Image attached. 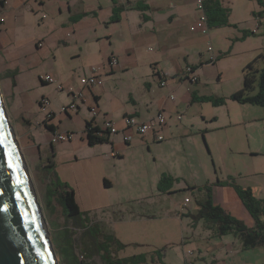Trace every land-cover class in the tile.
<instances>
[{"label":"rangeland","instance_id":"rangeland-1","mask_svg":"<svg viewBox=\"0 0 264 264\" xmlns=\"http://www.w3.org/2000/svg\"><path fill=\"white\" fill-rule=\"evenodd\" d=\"M41 1L9 4L21 2L15 23H8L11 29L0 33V43L9 41L7 52L0 51V93L57 264H105L98 248L119 251L108 235L126 244L117 255L150 256L162 249L159 264H264V246L246 249L235 233L214 236L204 219L192 225L205 186L218 180L252 187L255 197L264 199V110L231 99L243 87L244 66L263 51L248 59L259 47L253 42L262 37L260 30L255 31L259 11L254 15L247 1L232 0L231 25L210 27L202 35L191 30V9L197 0H161V6L175 4L168 9L175 13V21H164L158 9L155 28L148 23V29L140 27L137 10L111 23L110 0ZM74 1L78 2L71 13L67 3ZM94 8L96 15L69 22L71 14ZM5 17L0 4V21ZM43 39L41 49L37 43ZM112 53L119 64L95 91L102 94L97 117L108 110L116 120L133 110L130 93L150 101L146 82L156 86L155 69L166 73L162 74L170 85L187 64L197 65L199 81H184L197 90L199 99L174 115L166 106V123L168 128L172 125V132L164 131V140L139 143L135 137L113 153L109 142L91 146L82 140L85 117L93 118L87 103L78 101L79 112H61V106L72 101L68 87L77 93L84 88L81 78L90 67L108 70ZM48 74L54 76V83L42 82ZM59 84L65 90L60 91ZM84 89L90 98V89ZM165 94L168 99L172 93ZM209 97L224 102L215 105ZM43 98L50 100L46 107L40 104ZM52 110L56 115L48 119ZM51 121L56 122V131L72 133V140L53 144V132L46 126ZM163 176L171 181L161 191ZM104 179L112 185L106 187ZM48 190L56 195L74 190L82 203L79 219L90 229L95 246L75 217H65L55 197L48 203ZM187 197L191 202L183 206ZM236 212L240 220L248 221Z\"/></svg>","mask_w":264,"mask_h":264},{"label":"crops","instance_id":"crops-1","mask_svg":"<svg viewBox=\"0 0 264 264\" xmlns=\"http://www.w3.org/2000/svg\"><path fill=\"white\" fill-rule=\"evenodd\" d=\"M1 1L2 0H0V2ZM110 1L112 3V6L110 8V20H109L111 23L120 22V21H122L123 15L127 14L128 11L137 10L140 12V16L142 17L141 18L142 23L140 24V27L145 28L146 24L151 23L153 25V28H155L154 27V24L156 22L155 16L157 14L156 10H158V9H160V11L162 13L161 15L164 17V21H168L170 23L175 21V19H174L175 13L168 10L171 8V6H175V4H173V3H171V6H168V5L161 6L159 4L161 2V0H158L157 2H156V0H154V1H151V0H110ZM198 1L199 0H197L196 4H194V8L191 9L192 17H193V19H192L193 24L191 25V30L193 32H200L195 27L196 21L198 20L200 14H201V11L198 8ZM203 1H206V0H203ZM246 1L248 2V8L251 7V12L254 13V15L257 13V11H259L258 13L263 11L264 7L261 5L259 0H245V2ZM10 2H11V0H8L7 5L5 4V6H3L4 7V13L7 17H5L3 21H0V33L2 31H9L11 29V26L8 23H11L13 21V23H12V25H13L16 21V18H17V14H18L17 8L21 2L20 3L17 2V3H15V5L13 7H9ZM41 2L45 3V0H42ZM71 2H72V0H71ZM71 2H68L67 4H68L69 11L72 13V7H74L78 1H74L72 5H71ZM219 2H220L222 7H224V8L229 7L233 11L232 0H219ZM195 10L197 12H195ZM115 11L119 15V20L111 21V18L113 16V14L115 13ZM96 12L97 11L94 8V10H91V11H86V12H82V13H78V14H71L69 17V22L77 23L80 21L79 19L81 17L92 15V14L96 15ZM229 18H231V13H230ZM256 27H257L255 29V31H257L256 33H258L260 30L262 37L256 38L255 41L253 42L254 44H256V46L259 45V47H256L255 49L252 50V52L250 53V57L248 59H251V57H253V55L257 54L259 51L264 49V16H262L260 18H256ZM145 29H148V28H145ZM202 35H204V34H202ZM43 43H45V39H43L42 41L39 40L37 45L38 46L40 45V48L42 49L44 46V45H42ZM8 46H9V41H4L3 43H0V51H4L6 49L5 52H7ZM112 56H115V55H113V53H112L108 57V64H107L108 70L101 72L102 82L104 81L103 77L105 75L110 76L109 74H112L115 71V67L119 64V62H118V64L115 65L113 68L110 67L109 59ZM159 63H160L159 61L155 62V64H157V66ZM187 66H197V65L196 64H187ZM109 67H110V69H109ZM121 67L124 68V65H122ZM8 69H9V71H11L10 68H8ZM14 69H18V68H14ZM185 69L186 68L183 69L182 74H177L180 76L178 77V79H173L174 81L170 85L169 84L167 85V82H166L165 86L167 88L160 85L161 80L166 81V77L164 76V74H166V73L163 70L155 69L154 79L156 81V86H154L150 81L146 82L147 88H148L149 92L152 94L150 101L145 102L144 100H142L140 95L136 96L135 94L130 93L129 94V101L134 103L133 110L131 112H125L123 117L126 114H134L140 120H148V119L155 117L156 116L155 114L158 113L161 108H163L164 113H165L166 106H167L168 110L171 111L170 112L171 115H174V113H178L179 111L183 110L184 106L187 105L188 103L190 104V103H193L194 101H196V100H193V96L195 95L196 97H199L197 94V90H194L193 88H191L190 85L186 81H184L185 79H187L184 75ZM162 73H164V74H162ZM102 82L100 85H102ZM71 88L75 91V88L70 86L67 89V94H69V89H71ZM84 88L79 87L78 89H79V91L83 90L85 92V95H87L86 94L87 89H84ZM166 91H168L169 93H172V94H173V92L176 93L178 95V99L176 98L174 103H172V102L168 103L169 102L168 99L170 97H169V95H167L169 98L167 97L168 99H166V94H165ZM89 93H90V98L89 97H88V99L85 98V101H83L84 105L87 103L86 106L90 109V107L93 104H96L100 107V109H102V106H101L102 94L100 92L95 91V88L92 90L90 89ZM71 99L73 100L72 96H71ZM154 105H155V107H154ZM81 109L82 108L79 105V108L77 111L79 112ZM52 112L54 113V115H56L54 110H52ZM103 114H105V115H103ZM103 114H101V117L95 118L97 125L102 126L106 120H113L117 124L118 127H120V128L124 127L123 117L120 120H116L113 117L112 113H110L108 110H104ZM178 119H179V117H178ZM85 120L90 121V120H94V118H92L91 116H86ZM48 124L54 127V130H51L53 133L58 129V126H57L55 121H51ZM165 131L167 133L172 132V125L170 124L169 128L167 125L165 128ZM67 132H69V131H67ZM105 136L110 137L109 143L112 145V148H113L112 152L118 151L119 149L126 148L129 144H131V143H126L124 141L122 134H113L110 136V134L107 133V135H105ZM85 137H86V133H83L82 134V140L87 143ZM136 138H138L137 141L139 143H149L150 141L153 142V141L157 140L153 133H150L144 137L136 136ZM106 181L108 182V184H106ZM104 185L106 187H110L112 184L108 180L104 179ZM211 188L213 190L214 201L216 204H219L220 206H222L226 212L232 214L235 217L239 216L236 212V211H239V213L243 214L247 218L248 221L245 222L247 224V226H249V227L254 226L253 218L251 217V215L249 214V212L245 208L243 202L241 201V199L239 198L237 192L235 191V189L233 187H231L230 185L227 186V185H223V184H219V183L215 182V184H213L211 186ZM76 199H77L79 207L81 208L82 207L81 201L79 200V198L77 196H76ZM190 202H191V200H190ZM183 206H185V205H183ZM197 212H198V210H197ZM196 214L192 215V217L194 219L193 220L194 222L192 225L194 227L197 226V223H196L197 219L194 217ZM180 220L182 221V219H180ZM77 225H79L78 227H82V228L84 227L80 221L77 223ZM207 228L210 229V227L208 225H207ZM211 229L213 230L212 234L214 236L219 235L217 233L216 228L212 227ZM83 233H85V230ZM116 240H118V239L116 238ZM118 241H120V240H118ZM122 244H124V247L119 248V251H117V252H121L126 248V244L125 243H122ZM157 250H161V255L163 257L162 249H155L153 251V254L150 256H147L145 253H140L141 255H145L146 259H147L146 263H141V264H159L162 257H159L155 253V251H157ZM116 253L114 254L113 252H111L112 257L119 258V259H127L129 257L134 256V255H140V254H134V255H130V256H123V255H117ZM100 256H101V254H100Z\"/></svg>","mask_w":264,"mask_h":264},{"label":"trees","instance_id":"trees-1","mask_svg":"<svg viewBox=\"0 0 264 264\" xmlns=\"http://www.w3.org/2000/svg\"><path fill=\"white\" fill-rule=\"evenodd\" d=\"M259 2L264 7V0H259ZM0 3L1 6H5L6 4L5 0H2ZM204 10L208 16L209 28L215 26L231 25L229 20L230 9L222 7L219 0L204 1ZM257 15L260 17L264 16V9ZM117 20H119V15L115 11L111 18V21ZM193 67L197 69V66ZM198 99L199 97H196L195 95L193 96V100ZM208 99L212 100L215 105L224 102V99L221 97H209ZM231 99L240 103L258 105L264 110V49L260 54H258L244 66L243 87L240 90L234 92L231 95ZM53 117L54 113L52 112L51 118ZM46 126L50 130H54V127L49 125L47 122ZM85 133V139L87 141V144L91 146L110 141L109 136L101 137L96 134V128L92 127L91 120L86 121ZM170 181L171 177L163 176V178H161L159 182L158 188L161 191H164L167 187H169ZM216 183L223 185L227 184L235 189L245 208L253 218L254 226H247L245 222L226 212L224 208L219 204H216L214 201L213 190L211 186H205L206 193L201 200L197 201L198 212L194 217L197 220L204 219L206 224L210 228L214 227L217 229V233L219 235L235 233L236 235L240 236L243 243V247L246 249L254 248L257 246H264V219L262 218L264 215V199L256 198L254 195V189L252 187H242L234 181H227L222 183L218 180ZM106 184H108L107 181ZM47 192L49 199L48 203H51L52 199L55 197L62 206L63 213L67 219L75 217V223H78L79 221L81 222V220L79 219L81 215V209L76 200L74 190H65L57 195L55 193L50 192V190H48ZM83 228H85V238L93 241L90 229L86 228L85 226ZM107 240L114 241L115 243H117L118 248L124 247V244L116 240V238L112 235H108ZM93 244L95 246L96 242L93 241ZM106 246H108V243L107 245L104 244V248ZM100 250L101 249L98 248L97 252L101 253V258L105 262V264H141L146 263L147 261L146 256L141 254L134 255L127 259H119L112 257L111 249L105 248L104 252H101ZM155 253L159 257H162L161 250H157L155 251Z\"/></svg>","mask_w":264,"mask_h":264},{"label":"water","instance_id":"water-1","mask_svg":"<svg viewBox=\"0 0 264 264\" xmlns=\"http://www.w3.org/2000/svg\"><path fill=\"white\" fill-rule=\"evenodd\" d=\"M19 150L0 93V264H57Z\"/></svg>","mask_w":264,"mask_h":264},{"label":"built area","instance_id":"built-area-1","mask_svg":"<svg viewBox=\"0 0 264 264\" xmlns=\"http://www.w3.org/2000/svg\"><path fill=\"white\" fill-rule=\"evenodd\" d=\"M198 8L201 11V14L196 21V29L199 30L202 34L206 35L208 34V16L205 13L204 10V1L199 0L198 1ZM2 21L4 18L1 19ZM211 49V47L209 48ZM119 62L118 58L116 56H112L109 59V65L111 68H113L115 65H117ZM184 75L186 78L190 79L192 82H197L199 80L197 69H195L193 66H187ZM42 81L46 83H54L55 78L54 76L48 74L45 77L41 78ZM102 82L101 80V69L99 67L93 66L90 67L88 72L81 78V83L84 87L88 89H94L96 86L100 85ZM161 86L166 85L165 80H161L160 83ZM58 89L60 91L65 90V87L61 84L58 85ZM69 95L72 96L73 100L67 104L62 105L60 110L64 113H70L71 110H76L79 108L78 101L82 100L85 101L86 95L83 90L79 91L78 93L75 92L72 88L69 89ZM171 100H175L176 96L174 94H171L170 96ZM40 104L43 107H46L50 104V100L48 98H43V100L40 102ZM98 105L93 104L90 107V111L93 114L94 120L92 122V127L96 128V134L101 137H105V135L110 134H122L123 139L126 143H130L134 140L136 136L144 137L150 133H153L158 141H162L165 139V128L167 126V118L164 113L163 108L160 109V111L156 114L155 117L148 119V120H140L136 115L134 114H126L123 117L124 127L120 128L117 126V124L113 120H106L102 126H99L96 124L95 118L98 116ZM48 119H51L52 112L47 115ZM181 117L179 116V119ZM73 138V134L70 132H58L55 131L53 133L52 137V143L57 142H64V141H71ZM114 153V152H113ZM188 203H190V199L187 197L184 201V205L186 206Z\"/></svg>","mask_w":264,"mask_h":264},{"label":"bare ground","instance_id":"bare-ground-1","mask_svg":"<svg viewBox=\"0 0 264 264\" xmlns=\"http://www.w3.org/2000/svg\"><path fill=\"white\" fill-rule=\"evenodd\" d=\"M42 216V215H41ZM43 218V217H42ZM44 224H45V222H44ZM46 226V225H45Z\"/></svg>","mask_w":264,"mask_h":264},{"label":"flooded vegetation","instance_id":"flooded-vegetation-1","mask_svg":"<svg viewBox=\"0 0 264 264\" xmlns=\"http://www.w3.org/2000/svg\"><path fill=\"white\" fill-rule=\"evenodd\" d=\"M5 2H6V0H5Z\"/></svg>","mask_w":264,"mask_h":264},{"label":"snow or ice","instance_id":"snow-or-ice-1","mask_svg":"<svg viewBox=\"0 0 264 264\" xmlns=\"http://www.w3.org/2000/svg\"><path fill=\"white\" fill-rule=\"evenodd\" d=\"M11 166V165H10Z\"/></svg>","mask_w":264,"mask_h":264}]
</instances>
